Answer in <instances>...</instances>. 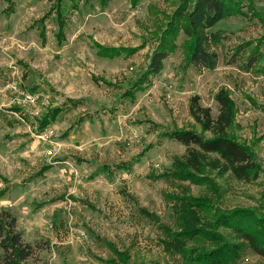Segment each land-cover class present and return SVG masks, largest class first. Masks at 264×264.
Instances as JSON below:
<instances>
[{
	"label": "rangeland",
	"instance_id": "374dc122",
	"mask_svg": "<svg viewBox=\"0 0 264 264\" xmlns=\"http://www.w3.org/2000/svg\"><path fill=\"white\" fill-rule=\"evenodd\" d=\"M11 1L7 10L0 0V211L16 217L25 242L42 247L28 264H108L113 248L126 251L131 263L183 264L163 250L159 227L174 223L169 195L186 189L199 196L206 189L189 182L181 189L159 178L184 154L162 134L194 124L188 114L193 95L215 117L220 89L236 105L237 136L254 151L259 172L253 182L229 173L214 179L222 197L213 205L264 214V59L253 71L243 69L256 45L264 54V0H254L252 11L245 2V16L210 30L222 37L215 69L184 68L179 35L163 70L132 99L124 95L182 0H75L77 10L65 0L61 44L53 11L44 21V43L37 29L54 0ZM151 6L158 10L153 18ZM97 45L137 51L103 58ZM56 108L55 121L38 132L46 111ZM43 167L49 169L40 175ZM234 264H264V256L246 244Z\"/></svg>",
	"mask_w": 264,
	"mask_h": 264
},
{
	"label": "trees",
	"instance_id": "16d2710c",
	"mask_svg": "<svg viewBox=\"0 0 264 264\" xmlns=\"http://www.w3.org/2000/svg\"><path fill=\"white\" fill-rule=\"evenodd\" d=\"M7 10L13 8L11 0ZM65 0H54V5L37 23L39 37L45 42L44 21L52 11L56 13L58 44L65 40L66 21L61 13V5ZM72 9L77 10L75 0H68ZM132 5L140 0H130ZM247 10H254V0H182L169 17L165 29L151 55L147 58L145 70L133 83L131 90L124 95L130 99L135 93L142 91L151 83V79L163 70L164 61L175 53L176 38L184 37L182 46L184 68L213 70L218 63V54L214 48L222 37L210 30L220 21L243 15L244 3ZM105 5V1L101 0ZM153 9V10H152ZM154 6L149 8V15L158 12ZM163 16L162 12H159ZM254 15H257L254 11ZM160 27V26H159ZM98 56L115 58L120 55L130 56L137 49L106 48L96 46ZM243 47L238 48V52ZM264 59V54L256 45L248 56L243 69L253 71L256 64ZM258 70V69H257ZM256 70V71H257ZM264 74V69L259 70ZM108 84V83H105ZM217 104V115L212 116L211 109L200 104V97L193 95L188 100V114L194 122L190 128L174 129L163 133V137L174 140L184 147V154L172 159L171 167L159 178L177 183L181 189L182 183L204 186L206 191L199 196L191 195L188 190L182 194H171L174 214L173 225H160L162 237L160 245L168 254L178 255L183 264H234L239 259L244 247L248 244L254 252L264 256V214H258L253 208L222 211L213 204L221 200L219 185L214 179H222L229 173L236 181L253 182L258 179L259 162L252 148L238 138L241 127L235 122L236 105L225 89H220L214 95ZM60 113L56 108L45 113L40 120L38 132H43L53 123ZM198 129H197V128ZM43 167L40 175L48 171ZM4 191L0 192L3 197ZM147 217L155 218L146 211ZM210 214V215H209ZM220 228L231 229L225 236ZM199 242H201L199 244ZM194 244V247H188ZM0 264H28L34 261L37 252L42 247L25 242L22 233L17 228L16 217L10 212L0 211ZM117 259V260H116ZM108 264H144L131 263L126 251L113 248V255L106 261Z\"/></svg>",
	"mask_w": 264,
	"mask_h": 264
},
{
	"label": "built area",
	"instance_id": "2783aa9c",
	"mask_svg": "<svg viewBox=\"0 0 264 264\" xmlns=\"http://www.w3.org/2000/svg\"><path fill=\"white\" fill-rule=\"evenodd\" d=\"M28 99H30V97H27Z\"/></svg>",
	"mask_w": 264,
	"mask_h": 264
},
{
	"label": "crops",
	"instance_id": "0c3cea01",
	"mask_svg": "<svg viewBox=\"0 0 264 264\" xmlns=\"http://www.w3.org/2000/svg\"><path fill=\"white\" fill-rule=\"evenodd\" d=\"M15 115V114H14Z\"/></svg>",
	"mask_w": 264,
	"mask_h": 264
}]
</instances>
